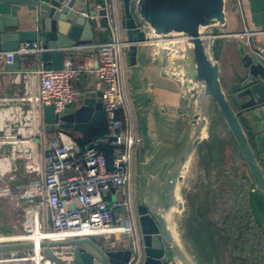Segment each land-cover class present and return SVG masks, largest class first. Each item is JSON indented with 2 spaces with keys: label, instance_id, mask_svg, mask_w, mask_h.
<instances>
[{
  "label": "water",
  "instance_id": "water-1",
  "mask_svg": "<svg viewBox=\"0 0 264 264\" xmlns=\"http://www.w3.org/2000/svg\"><path fill=\"white\" fill-rule=\"evenodd\" d=\"M227 2L118 0L123 38L129 43L126 59L138 120L134 200L141 264H203L187 233L193 240L199 233L203 239L196 244L203 242L210 263L217 262L213 259L219 253L214 232V171L207 157L211 104L216 105L241 154L249 178V203L264 231V56L255 53V46L247 44L241 33L228 35L240 42L241 66L238 86L230 92L225 90L220 53L215 54L213 45L217 40L222 44L226 35ZM77 5L78 0H0V51L15 50L20 42H39L41 50L26 57L45 69H60L65 57L90 52L87 46L93 42L92 29L97 23L79 14ZM21 59L15 55L5 67L20 69ZM153 66L160 67V75L175 81L180 91L172 111L176 125L170 135L175 138L164 149L153 143L148 130L149 112L171 114L166 104L154 99L156 85L148 82L156 72ZM40 112L44 131L65 130L79 147L96 145L104 154L107 169H112L113 137L101 91L75 92L74 100L60 115L51 106H44ZM244 115H250L259 130H251ZM177 118H181L180 123ZM195 155L206 170V181L184 193L182 184ZM46 220H51L49 208ZM56 245L69 246L76 264H125L132 254L129 241L117 235L100 242L82 237L39 243L41 249ZM34 246V242L0 243V257H10L14 250L19 251L15 257H25L22 250L30 252ZM46 255L61 264L52 253Z\"/></svg>",
  "mask_w": 264,
  "mask_h": 264
},
{
  "label": "built area",
  "instance_id": "built-area-1",
  "mask_svg": "<svg viewBox=\"0 0 264 264\" xmlns=\"http://www.w3.org/2000/svg\"><path fill=\"white\" fill-rule=\"evenodd\" d=\"M77 6V12L87 19L105 22L99 30L107 39L92 45L97 56L95 64L90 59L80 63L64 60L60 69H7L6 64L12 63L15 55L23 58L37 53L41 45L26 41L15 50L0 51V81L21 84L25 96H0V181L18 180L20 170L23 176L30 177L17 191L12 192L8 186L0 191L16 207L25 205L21 232L13 236L0 233V243L34 242L31 236L37 230L51 235L41 237L38 246L34 242L30 252L23 249L25 257H15L17 250L10 251V257L1 256L0 264H57L41 253L40 242L99 236L111 239L113 235H125L122 240L131 245L132 254L125 264L142 262L133 191L137 137L124 71L129 43L123 38L118 0H78ZM254 46L255 53L264 56L263 46ZM83 73L94 74L100 83L101 101L113 137L111 170L99 147L88 145L80 149L65 130L56 132L58 143L51 148H46L43 140L40 148L39 140L35 141L40 133L41 108L51 106L60 115L74 100V83ZM112 188L121 191L122 200L108 197ZM47 208L51 211L50 222L46 220ZM46 248L61 264H76L69 246ZM33 254L38 255L37 259H33Z\"/></svg>",
  "mask_w": 264,
  "mask_h": 264
},
{
  "label": "crops",
  "instance_id": "crops-1",
  "mask_svg": "<svg viewBox=\"0 0 264 264\" xmlns=\"http://www.w3.org/2000/svg\"><path fill=\"white\" fill-rule=\"evenodd\" d=\"M89 3L97 2L100 0H87ZM231 11L228 14L227 11V24L224 30L225 38L222 40V48L219 54V61L221 64V78L227 86V91L230 92L234 87L238 86L240 80L237 75V71L240 69V58L238 55V49H240V42L237 38L231 37L235 33H241L245 37V40L250 45H261L264 48V0H230ZM228 10V7H227ZM97 26L93 28V42L88 45L90 52L75 54L70 57H65V60H70L73 63H80L84 60H92L93 64L97 62V56L93 44L102 42L107 36L99 30L100 25H104V21L96 20ZM250 33L252 34L250 36ZM241 39V38H240ZM102 40V41H101ZM105 41V40H104ZM126 66L125 71V83L127 86L128 94L130 96L131 111L134 123V131L138 132V120L136 119V113L133 106L132 93L130 89V68L127 64L126 56L124 58ZM20 69H34L39 65L32 61L29 57H23L21 59ZM154 72L148 82H153L156 88L152 90L154 99L160 103H164L171 109V114L159 113L157 110H152L148 113V125L149 134L154 144H159L160 148L164 149L169 146L173 140V135H170V131L175 130V119L172 114L173 109L177 106V98L180 94L177 88L176 82L164 78L160 75V67L153 66ZM224 86V85H223ZM75 92L80 90H94L100 91V83L96 79L94 74L83 73L79 79L74 83ZM21 93V84L11 83L8 80L0 81V96L1 97H14ZM245 119L250 124L251 130H259V125H255L250 115H244ZM43 125L40 124V133L37 135L39 139V146L42 148L44 141L46 148H51L53 143H58L56 133H50L44 131ZM260 132L256 136H259ZM83 147H80L82 149ZM100 149V148H99ZM134 175H135V154H134ZM133 175V178H134ZM25 183V182H24ZM21 185H19L20 187ZM133 189L135 185L133 184ZM134 191V190H133ZM135 202V200H134ZM104 239L103 237L99 236ZM102 240H95L100 242Z\"/></svg>",
  "mask_w": 264,
  "mask_h": 264
},
{
  "label": "trees",
  "instance_id": "trees-1",
  "mask_svg": "<svg viewBox=\"0 0 264 264\" xmlns=\"http://www.w3.org/2000/svg\"><path fill=\"white\" fill-rule=\"evenodd\" d=\"M219 132L225 134L226 142ZM207 157L214 171L215 224L223 252L229 258L227 264H233L231 262L236 258H242L243 263L246 260L249 264H264V231L255 220L249 203V178L245 173L235 172L234 164L240 161L244 165L243 159L215 104H211ZM19 185L13 184V189L19 190ZM2 206L0 204V233L9 235L12 229Z\"/></svg>",
  "mask_w": 264,
  "mask_h": 264
},
{
  "label": "rangeland",
  "instance_id": "rangeland-1",
  "mask_svg": "<svg viewBox=\"0 0 264 264\" xmlns=\"http://www.w3.org/2000/svg\"><path fill=\"white\" fill-rule=\"evenodd\" d=\"M229 4H230V0H228V2H227L228 14H230V11H231V7ZM221 48H222V44L219 40H217L213 45V51L215 52V54L220 53ZM221 82L224 85V88L226 90L227 86H225L226 84L223 82L222 78H221ZM19 96H20V98L25 97L24 93L22 91H21ZM25 107L27 108V106H25ZM180 120H181V118H177V121L179 123H180ZM219 136L225 142L227 141L225 138V134L223 132H219ZM38 140H39L38 136H36L35 141H38ZM20 163L21 162H18V164H20ZM233 167L236 168L235 169L236 173H238V174L239 173L240 174L245 173L246 174V170H245V167L242 164V162H240V161L236 162ZM17 179L18 180L7 181L4 178L2 181H0V191L3 190V186H8V188L12 191V190H14L13 184H22V183L28 181L30 179V177L29 176L28 177L23 176V172H22V170H20L17 172ZM205 181H206V170H205V168L201 167L198 155H195L193 160L191 161V163L189 165V169L186 173L185 182L182 184V192H184V193L189 192L196 185L205 183ZM136 183L137 182H136L135 175H134L133 184L135 185ZM108 197H110L111 199H115V197H116L118 200H122L121 191L117 190L115 188H112L110 190V195H108ZM0 204L3 205L2 209H5L3 211V214H4V216H6L8 218V224L11 226V229H12V232L9 235H17L18 233L21 232L20 220H21V216L23 214V208L25 207V205L16 207L14 204L10 203L9 198L5 197L2 193H0ZM181 217H182V214L179 215V219ZM179 219H178V221H179ZM216 228H217V226H215L214 232H215V236L217 238V249H218L219 253H218V255L213 256V259L217 261L214 263H210V259H208L209 258L208 255L203 250L205 248V244L203 242H201V244H199V245L196 244V241H201V239H203L200 237L199 233H196L194 235V240L191 238L189 233L186 234L187 237H189L191 239V241H192L191 243L193 245L194 251L196 252L197 256L199 255L198 257L203 264H209V263L210 264H219L220 261H221V264H227V261L229 260L228 256L225 255V253L223 252L224 249H223V245H222V239H221L220 234L218 235ZM203 236H207V234H204ZM114 237H115V235L111 236V238H114ZM120 238L125 239V235H121ZM93 239L98 240V241L102 240V238H100V237H93ZM205 243L207 245H210L209 242H207V241H205ZM199 247H202V249H198ZM202 252L204 253V256L202 255ZM41 253L48 258L49 256L46 254L52 253V252L48 248L45 247V248L41 249ZM207 262H209V263H207ZM241 262H242V258H236L231 263H233V264H249L248 261H246V260H244V263L243 262L241 263Z\"/></svg>",
  "mask_w": 264,
  "mask_h": 264
},
{
  "label": "bare ground",
  "instance_id": "bare-ground-1",
  "mask_svg": "<svg viewBox=\"0 0 264 264\" xmlns=\"http://www.w3.org/2000/svg\"><path fill=\"white\" fill-rule=\"evenodd\" d=\"M13 236V235H11ZM51 235H49V232H47V234L45 235L43 232L37 230L35 231L34 233H32V236L31 238L34 240V242H36L37 246H38V241L41 237H50ZM0 238H2V236L0 235ZM38 252V251H37ZM37 256L36 254H33V259H37Z\"/></svg>",
  "mask_w": 264,
  "mask_h": 264
},
{
  "label": "flooded vegetation",
  "instance_id": "flooded-vegetation-1",
  "mask_svg": "<svg viewBox=\"0 0 264 264\" xmlns=\"http://www.w3.org/2000/svg\"><path fill=\"white\" fill-rule=\"evenodd\" d=\"M134 209H135V211H136V208H135V202H134Z\"/></svg>",
  "mask_w": 264,
  "mask_h": 264
}]
</instances>
